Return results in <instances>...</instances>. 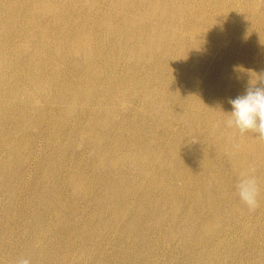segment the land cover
I'll use <instances>...</instances> for the list:
<instances>
[{
	"label": "rangeland",
	"instance_id": "obj_1",
	"mask_svg": "<svg viewBox=\"0 0 264 264\" xmlns=\"http://www.w3.org/2000/svg\"><path fill=\"white\" fill-rule=\"evenodd\" d=\"M263 17L264 0H0V264H264V141L225 114L264 73Z\"/></svg>",
	"mask_w": 264,
	"mask_h": 264
},
{
	"label": "clouds",
	"instance_id": "obj_2",
	"mask_svg": "<svg viewBox=\"0 0 264 264\" xmlns=\"http://www.w3.org/2000/svg\"><path fill=\"white\" fill-rule=\"evenodd\" d=\"M251 75L249 85L242 95L229 100L231 112L226 126L237 130L240 134L251 133L258 140L264 141V73ZM255 79V84L251 81ZM259 81L260 86H256ZM235 195L250 210L257 206L259 185L251 172L241 173L235 184ZM17 264H30L28 258H21Z\"/></svg>",
	"mask_w": 264,
	"mask_h": 264
},
{
	"label": "bare ground",
	"instance_id": "obj_3",
	"mask_svg": "<svg viewBox=\"0 0 264 264\" xmlns=\"http://www.w3.org/2000/svg\"><path fill=\"white\" fill-rule=\"evenodd\" d=\"M83 1H84V0H83ZM115 1H116V0H115ZM125 1H126V0H125ZM130 1H131V0H130ZM233 1H234V0H233ZM92 2H93V1H92ZM92 2H91V3H92ZM101 2H102V0H101ZM147 2H148V1H147ZM236 3H237V2H236ZM249 3H250V2H249ZM88 4H90V3L88 2ZM123 4H124V3H123ZM190 4H192V3H190ZM85 5H86V3H85ZM90 5H91V4H90ZM237 5H238V3H237ZM250 5H251V4H250ZM128 6H130V5H128ZM147 6H148V5H147ZM234 7H235V6H234ZM237 7H238V6H237ZM242 7H243V6H242ZM130 8H131V7H130ZM145 8H146V7H145ZM145 8H144V9H145ZM230 8H231V7H230ZM119 9H120V8H119ZM136 9H137V7H136ZM138 9H139V8H138ZM142 9H143V8H142ZM90 10H91V9H90ZM130 10H131V9H130ZM214 10H215V9H214ZM229 10H230V9H229ZM231 10H232V8H231ZM126 11H127V8H126ZM134 11H135V9H134ZM140 11H141V10H140ZM129 12H130V11H129ZM137 12H138V11H137ZM142 12H143V11H142ZM120 13H121V11H120ZM131 13H132V12H131ZM131 13H130V14H131ZM135 13H136V12H135ZM138 13H139V12H138ZM261 13H262V12H261ZM133 14H134V13H133ZM237 14H238V13H237ZM121 15H122V14H121ZM143 15H144V13H143ZM149 15H150V14H149ZM172 15H173V14H172ZM232 15H233V14H231L230 16H232ZM118 16H119V15H118ZM167 16H168V14H167ZM262 16H263V15H262ZM132 17H134V16H132ZM135 17H136V16H135ZM236 17H237V16H236ZM236 17H235V18H236ZM123 18H124V17H123ZM139 18H140V17H139ZM157 18H158V17H157ZM237 18H240V17H237ZM261 18H262V17H261ZM263 18H264V17H263ZM142 19H143V18H142ZM166 19H167V18H166ZM243 19H244V18H243ZM243 19H242V21H243ZM121 20H122V19H121ZM154 20H155V19H154ZM122 21H123V20H122ZM132 21H133V20H132ZM168 21H169V20H168ZM125 24H126V21H125ZM125 24H124V25H125ZM151 24H152V21H151ZM151 24H150V25H151ZM168 24H169V23H168ZM256 24H257V23H256ZM260 24H261V23H260ZM260 24H258V25H260ZM122 25H123V24H122ZM164 25H165V23H164ZM116 26H117V25H116ZM125 26H126V25H125ZM129 26H131V25H129ZM152 26H153V25H152ZM154 26H155V25H154ZM160 26H161V25H160ZM256 26H257V25H256ZM164 27H165V26H164ZM260 27H261V26H260ZM148 28H149V27H148ZM156 28H157V27H156ZM229 28H230V27H229ZM3 29H4V28H3ZM142 29H143V28H142ZM142 29H141V30H142ZM146 29H147V28H146ZM160 29H161V28H160ZM258 30H259V29H258ZM46 31H47V30H46ZM127 31H128V30H127ZM162 31H163V29H162ZM134 32H135V31H134ZM134 32H133V35L135 34ZM158 32H159V31H158ZM126 33H128V32H126ZM141 33H142V32H141ZM143 33H145V32H143ZM254 33H255V32H254ZM106 35H107V34H106ZM126 35H127V34H126ZM134 36H135V35H134ZM131 37H133V36H131ZM131 37H130V38H131ZM138 37H139V36H138ZM116 38H117V37H116ZM128 38H129V37H128ZM106 39H107V38H106ZM125 39H126V38H125ZM163 39H164V37H163ZM34 40H35V39H34ZM39 40H41V39L39 38ZM114 40H115V39H114ZM141 40H142V39H141ZM189 40H190V39H189ZM42 41H43V40H42ZM152 41H153V40H152ZM152 41H151V42H152ZM190 41H191V40H190ZM136 42H137V41H136ZM139 42H140V41H139ZM176 42H177V41H176ZM106 43H107V42H106ZM119 43H120V42H119ZM125 43H126V42H125ZM145 43H146V41H145ZM35 44H36V43H35ZM131 44H132V42H131ZM131 44H130V45H131ZM137 44H139V43H137ZM153 44H154V43H153ZM192 44H193V40H192ZM117 45H118V44H117ZM142 45H143V44H142ZM30 46H31V45H30ZM134 46H135V45H134ZM145 46H146V45H145ZM163 46H164V45H163ZM183 46H184V45H183ZM194 46H195V45H194ZM120 47H122V45H121ZM186 47H187V46H186ZM196 47H197V46H196ZM141 48H142V47H141ZM141 48H140V49H141ZM153 48H154V47H153ZM153 48H152V49H153ZM190 48H191V47H190ZM28 49H29V48H28ZM89 49H90V48H89ZM127 49H128V48H127ZM23 50H24V49H23ZM87 50H88V49H87ZM33 51H34V50H33ZM155 51H157V50H155ZM196 51H197V50H196ZM187 52H188V51H187ZM187 52H185V53H187ZM130 53H131V52H130ZM156 53H157V52H156ZM82 54H83V53H82ZM159 54H160V53H159ZM165 54H166V53H165ZM189 54H190V53H189ZM192 54H193V53H192ZM194 54H195V52H194ZM28 55H29V54H28ZM79 55H80V54H79ZM127 55H129V54L127 53ZM196 55H197V54H196ZM26 56H27V55H26ZM132 56H133V55H132ZM140 56H141V55L139 54V59H140ZM185 56H186V55H185ZM191 56H192V55H191ZM76 57H77V56H76ZM76 57H75V58H76ZM80 57H81V56H80ZM130 57H131V56H130ZM141 57H142V56H141ZM197 57H198V56H197ZM19 58H20V56H19ZM84 58H85V57H84ZM128 58H129V57H128ZM255 58H256V57H255ZM24 59H25V58H24ZM82 59H83V58H82ZM149 59H150V58H149ZM185 59H186V58H185ZM193 59H194V58H193ZM76 60H77V59H76ZM129 60H130V59H129ZM132 60H133V59H132ZM137 60H138V59H137ZM143 61H144V60H143ZM146 61H147V60H146ZM147 62H148V61H147ZM185 62H186V61H185ZM136 63H137V62H136ZM81 64H83V63H81ZM138 64H139V63H138ZM183 67H184V66H183ZM176 68H177V66H176ZM183 69H184V68H183ZM171 70H172V69H171ZM0 71H2V70L0 69ZM4 71H5V70H4ZM184 75H185V74H184ZM181 76H182V75H181ZM179 77H180V76H179ZM181 79H182V78H181ZM184 80H185V79H184ZM173 81H174V80H173ZM179 83H180V82H179ZM1 87H3V88H4V87H7V83H6V82H2V81H0V89H1ZM38 87H40V86H38ZM37 89H38V88H37ZM48 94H49V93H48ZM48 94H47V95H48ZM54 94H55V93H54ZM47 95H45V96H47ZM45 96H44V97H45ZM55 96H56V95H55ZM19 99H20V97H19ZM23 99H24V98H23ZM45 99H46V97H45ZM50 99H51V97H50ZM46 101H47V100H46ZM19 102H20V101H19ZM20 103H21V102H20ZM31 103H32V102H31ZM38 103H39V101H38ZM58 103H59V102H58ZM83 104H84V103H83ZM123 104H124V103H123ZM207 104H208V102H207ZM26 105H27V104H26ZM58 105H59V104H58ZM60 105H61V104H60ZM34 106H35V104H34ZM37 106H39V104H38ZM37 106H36V107H37ZM82 106H83V105H82ZM48 107H49V105H48ZM65 107H66V106H65ZM84 107H85V105H84ZM86 107H87V106H86ZM58 108H59V107H58ZM55 109H56V108H55ZM55 109H53V110L56 111ZM53 110H52V111H53ZM62 110H64V109H62ZM33 111H34V110H33ZM37 111L39 112V110H37ZM50 112H51V111H50ZM220 112H221V110H220ZM41 113L43 114V112H41ZM60 113H61V112H60ZM223 113H224V112H223ZM30 114H31V113H30ZM219 114H220V113H219ZM36 115H37V113H36ZM51 115H52V114H51ZM30 116H31V115H30ZM209 116H211V115H209ZM55 117H56V116H55ZM53 118H54V117H53ZM47 119H48V118H47ZM226 119H227V118H226ZM49 121H51V119H50ZM56 121H57V120H56ZM189 121H190V120H189ZM224 121H225V120H224ZM52 122H54V121H52ZM57 122H58V121H57ZM34 123H35V122H34ZM48 123H49V122H48ZM54 123H55V122H54ZM198 123H199V122H198ZM189 124H191V123H189ZM71 125H72V124H71ZM215 125H216V124H215ZM35 126H36V125H35ZM188 126H189V125H188ZM1 127H2V126H1ZM220 127H221V126H220ZM220 127H219V128H220ZM30 128H31V127H30ZM212 128H213V127H212ZM35 131H36V130H35ZM57 131H58V130H57ZM69 131H70V130H69ZM216 134H217V133H216ZM218 134H219V132H218ZM218 136H219V135H218ZM189 137H190V136H189ZM191 138H192V137H191ZM194 138H195V137H194ZM217 140H220V139H217ZM194 141L196 142V140H194ZM246 141L248 142L247 139H246ZM214 142H215V141H214ZM214 142H213V143H214ZM192 144H193V143H192ZM8 146H10V145H8ZM223 146H224V145H223ZM186 147H187V146H186ZM191 147H192V146H191ZM220 147H221V146H220ZM8 148H10V147H8ZM193 148H194V147H193ZM231 148H232V147H231ZM251 148H252V147H251ZM251 148H250V149H251ZM11 149H12V148H11ZM189 149H190V148H189ZM220 149H221V148H220ZM226 149H227V148H225V150H226ZM232 149H233V148H232ZM234 150H235V149H234ZM259 150H260V149H259ZM187 151H188V150H187ZM194 151H195V150H194ZM170 153H171V152H170ZM172 153H173V152H172ZM173 154H174V153H173ZM189 154H190V153H189ZM223 154H224V152H223ZM235 155H236V154H235ZM247 156H248V155H247ZM250 157H251V156H250ZM159 158H160V157H159ZM170 158H171V157H170ZM251 158H252V157H251ZM151 159H152V158H151ZM247 160H249V159H247ZM253 160H254V159H253ZM228 161H230V160H228ZM161 162H163V161H161ZM252 162H253V161H252ZM31 163H32V162H31ZM31 163H30V164H31ZM145 164H146V163H145ZM152 164H153V163H152ZM155 164H157V163L155 162ZM229 164H230V163H229ZM258 164H259V163H258ZM8 165H9V164H8ZM188 165H189V164H188ZM10 166H11V165H10ZM148 166H150V163H149ZM151 166H152V165H151ZM151 166H150V167H151ZM254 166H255V165H254ZM256 166H257V164H256ZM256 166H255V167H256ZM134 167H135V166H134ZM152 167H153V166H152ZM155 167H156V166H155ZM155 167H154V168H155ZM132 168H133V167H132ZM158 168H159V167H158ZM260 168H261V167H260ZM263 168H264V167H263ZM7 169H8V168H7ZM30 169H31V168H30ZM132 170H133V169H132ZM135 170H136V169H135ZM160 170H161V169H160ZM160 170H159V171H160ZM232 170H233V169L231 168V171H232ZM5 171H6V170H5ZM5 171H4V172H5ZM136 171H137V170H136ZM151 171H152V170H151ZM159 171H158V172H159ZM235 171H236V170H235ZM260 171H261V170H260ZM4 172H3V173H4ZM8 173H9V172H8ZM134 173H135V172H134ZM260 173H261V172H260ZM137 174H138V173H137ZM148 174H149V173H148ZM234 174H235V173H234ZM234 174H233V175H234ZM129 175H130V174H128V176H129ZM135 175H136V174H135ZM126 176H127V175H126ZM152 176H153V175H152ZM124 177H125V176H124ZM132 177H133V175H132ZM139 177H140V176H139ZM257 177H258V175H257ZM128 178H129V177H128ZM143 178H144V177H143ZM151 178H152V177H151ZM154 178H155V177H154ZM235 178H236V177H235ZM129 179H130V178H129ZM129 179H128V180H129ZM132 179H134V177H133ZM136 179H137V178H136ZM147 179H148V178H147ZM236 179H237V178H236ZM257 179H258V178H257ZM141 180H143V179L141 178ZM149 180H150V178H149ZM160 180H161V179H160ZM1 181H2V180H1ZM119 181H120V180H119ZM145 181H146V180H145ZM234 181H235V180H234ZM234 181H233V182H234ZM115 182H116V181H115ZM120 182H121V181H120ZM135 182H136V181H135ZM128 183H129V182H128ZM128 183H127V184H128ZM147 183H148V182H147ZM154 183H155V182H154ZM156 183H157V182H156ZM159 183H160V182H159ZM207 183H208V182H207ZM124 184H125V183H124ZM140 184H141V182H140ZM140 184H139V186H140ZM209 184H210V183H209ZM118 185H119V184H118ZM118 185H117V186H118ZM128 185H129V184H128ZM145 185H147V184L145 183ZM177 185H178V184H177ZM119 186H120V185H119ZM129 186H130V185H129ZM134 186H135V185H134ZM143 186H144V185H143ZM208 186H209V185H208ZM136 187H138V186H136ZM136 187H135V188H136ZM119 188H120V187H119ZM126 188H128V186H127ZM126 188H124V189L126 190ZM195 188H196V187H195ZM234 188H235V187H234ZM234 188H233V190H234ZM115 189L118 190L117 187H116ZM138 189H139V188H138ZM140 189H141V188H140ZM128 190H131V189L129 188ZM143 190H144V189H143ZM155 190H156V189H155ZM132 191H133V190H132ZM138 191H139V190H138ZM145 191H146V189H145ZM194 191H195V190H194ZM197 191H198V190H197ZM210 191H211V190H210ZM110 192L112 193V191H110ZM118 192H119V191H118ZM125 192H126V191H125ZM172 193H173V192H172ZM195 193H196V192H195ZM112 194H113V193H112ZM116 194H117V193H116ZM109 195H110V194H109ZM132 195H133V194H132ZM132 195H131V196H132ZM147 195H148V194H147ZM198 195H199V194H198ZM142 196H143V195H142ZM164 196H165V195H164ZM79 197H80V196H79ZM102 197H103V195H102ZM186 197H187V196H186ZM99 198H100V197H99ZM120 198H122V197H120ZM158 198H159V197H158ZM135 199H136V198H135ZM172 199H173V198H172ZM192 199H193V198H192ZM234 199H235V198H234ZM106 200H107V199H106ZM179 200H180V199H179ZM195 200H196V199H195ZM201 200H202V199H201ZM94 201H95V200H94ZM112 201H113V200H112ZM126 201H127V200H126ZM196 201H197V200H196ZM198 201H199V199H198ZM198 201H197V202H198ZM234 201H235V200H234ZM106 202H107V201H106ZM116 202H117V201H116ZM138 202H140V201H138ZM170 202H172V201H170ZM170 202H169V203H170ZM176 202H178V201H176ZM182 202H183V201H182ZM206 202H207V201H206ZM96 203L99 204L98 201H97ZM108 203H109V202H108ZM128 203H129V202H128ZM178 203H179V202H178ZM236 203H238V202H236ZM239 203H240V202H239ZM105 204H106V203H105ZM118 204H119V203H118ZM123 204H124V201H123ZM125 204H126V203H125ZM134 204H135V202H134ZM162 204H163V203H162ZM209 204H211V203H209ZM209 204H208V205H209ZM168 205H169V204H168ZM182 205H183V204H182ZM185 205H186V204H185ZM190 205H191V204H190ZM211 205H212V204H211ZM235 205H237V204H235ZM243 205H244V204H243ZM99 206H100V205H99ZM99 206H98V207H99ZM103 206H104V204H103ZM162 206H163V205H162ZM171 206H172V204L170 205V207H171ZM194 206H195V205H194ZM237 206H238V205H237ZM98 207H97V208H98ZM104 207H105V206H104ZM135 207H136V206H135ZM138 207H140V206H138ZM200 207H201V206H200ZM206 207H207V206H206ZM97 208H96V209H97ZM153 208H155V207H153ZM181 208H182V207H180V209H181ZM188 208H189V206H188ZM214 208H215V207H214ZM245 208H246V206H245ZM113 209H114V208H113ZM113 209H111V210H113ZM122 209H123V208H122ZM125 209H126V208H125ZM129 209H130V208H129ZM129 209H128V210H129ZM137 209H138V208H137ZM137 209H136V210H137ZM194 209H195V208H194ZM215 209H218V208H215ZM242 209H243V208H242ZM97 210H98V209H97ZM114 210H115V209H114ZM118 210H119V209H118ZM160 210H161V209H160ZM236 210H237V209H236ZM238 210H239V209H238ZM243 210H244V209H243ZM94 211H95V210H94ZM109 211H110V210H109ZM124 211H125V210H124ZM195 211H196V210H195ZM95 212H96V211H95ZM104 212H105V211H104ZM106 212H107V211H106ZM217 212H218V210H217ZM236 212H238V211H236ZM244 212H245V211H244ZM93 213H94V212H92V214H93ZM117 213H118V212H117ZM117 213H116V214H117ZM125 213H126V212H125ZM135 213H137V212H135ZM179 213H180V212H179ZM207 213H208V212H207ZM209 213H211V212H209ZM92 214H91V215H92ZM116 214H115V215H116ZM118 214H119V213H118ZM166 214H167V213H166ZM168 214H169V213H168ZM176 214H177V213H176ZM176 214H175V215H176ZM93 215H94V214H93ZM95 215H96V214H95ZM209 215H210V214H209ZM231 215H232V214H231ZM245 215H246V212H245ZM122 216H123V215H122ZM134 216H136V215H134ZM161 216H162V215H161ZM100 217H101V216H100ZM141 217H142V216H141ZM204 217H205V216H204ZM204 217L202 218V220L204 219ZM114 218H115V217H114ZM157 218H158V217H157ZM207 218H208V217H207ZM92 219H93V218H91L90 220H92ZM98 219H99V218H98ZM122 219H123V217H122ZM122 219H121V220H122ZM124 219H125V217H124ZM162 219H163V217H162ZM205 219H206V217H205ZM84 220H85V219H84ZM116 220H117V219H116ZM132 220H133V218H132ZM209 220H210V219H209ZM211 220H212V219H211ZM123 221H124V220H123ZM155 221H156V220H155ZM164 221H165V220H164ZM212 221H213V220H212ZM83 222H86V221H83ZM120 222H121V221H120ZM214 222H215V221H214ZM80 223H81V222H80ZM124 223H126V222H124ZM159 223H160V222H159ZM159 223H158V225H159ZM206 223H207V222H206ZM119 224H120V223H119ZM162 224H163V223H162ZM192 224H193V223H192ZM194 224H195V222H194ZM210 224H211V222H210ZM215 224H217V222H216ZM123 225H124V224H123ZM156 225H157V224H156ZM217 225H218V224H217ZM190 226H191V225H190ZM200 226H201V225H200ZM207 226H208V225H207ZM207 226H206V224H205V227H207ZM212 226H213V224L211 225V228H212ZM81 228H82V227H81ZM121 228H122V227H121ZM188 228H189V227H188ZM213 228H214V227H213ZM201 229H202V228H201ZM82 230H83V229H82ZM197 230H198V229H197ZM199 230H200V228H199ZM215 231H216V230H215ZM189 232H190V231H189ZM195 232H196V230H195ZM202 232H203V230H202ZM206 233H207V232H206ZM189 234H190V233H189ZM209 234H210V233H209ZM204 237H206V236H204ZM180 241H181V240H180ZM136 242H137V241H136ZM167 244H168V243H167ZM107 245H108V244H107ZM134 246H135V245H134ZM134 246H133V247H134ZM104 251H105V250H104ZM133 252H134V251H133ZM44 253H45V252H44ZM132 257H133V256H132ZM133 263H134V262H133ZM133 263H131V264H133Z\"/></svg>",
	"mask_w": 264,
	"mask_h": 264
}]
</instances>
